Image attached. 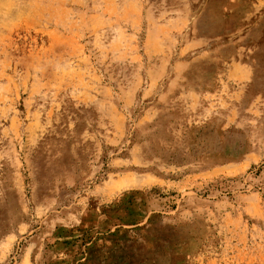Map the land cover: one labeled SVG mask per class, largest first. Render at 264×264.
Masks as SVG:
<instances>
[{"label": "rangeland", "instance_id": "obj_1", "mask_svg": "<svg viewBox=\"0 0 264 264\" xmlns=\"http://www.w3.org/2000/svg\"><path fill=\"white\" fill-rule=\"evenodd\" d=\"M0 264H264V0H0Z\"/></svg>", "mask_w": 264, "mask_h": 264}, {"label": "trees", "instance_id": "obj_2", "mask_svg": "<svg viewBox=\"0 0 264 264\" xmlns=\"http://www.w3.org/2000/svg\"><path fill=\"white\" fill-rule=\"evenodd\" d=\"M212 1H214V0H210V3H211Z\"/></svg>", "mask_w": 264, "mask_h": 264}]
</instances>
